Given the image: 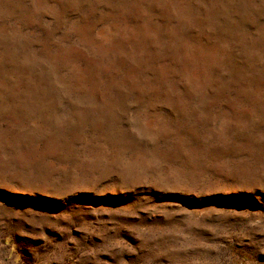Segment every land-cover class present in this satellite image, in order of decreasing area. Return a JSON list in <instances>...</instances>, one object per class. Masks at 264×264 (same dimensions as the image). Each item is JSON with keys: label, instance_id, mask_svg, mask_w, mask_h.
<instances>
[{"label": "rangeland", "instance_id": "374dc122", "mask_svg": "<svg viewBox=\"0 0 264 264\" xmlns=\"http://www.w3.org/2000/svg\"><path fill=\"white\" fill-rule=\"evenodd\" d=\"M0 264H264V0H0Z\"/></svg>", "mask_w": 264, "mask_h": 264}]
</instances>
